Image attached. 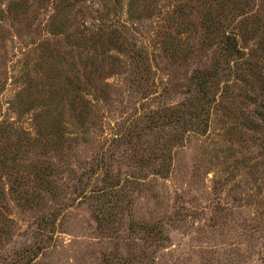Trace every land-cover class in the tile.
<instances>
[{"label": "rangeland", "instance_id": "1", "mask_svg": "<svg viewBox=\"0 0 264 264\" xmlns=\"http://www.w3.org/2000/svg\"><path fill=\"white\" fill-rule=\"evenodd\" d=\"M0 264H264V0H0Z\"/></svg>", "mask_w": 264, "mask_h": 264}, {"label": "trees", "instance_id": "2", "mask_svg": "<svg viewBox=\"0 0 264 264\" xmlns=\"http://www.w3.org/2000/svg\"><path fill=\"white\" fill-rule=\"evenodd\" d=\"M226 46L228 49H233L235 47L234 42L230 39V37H227Z\"/></svg>", "mask_w": 264, "mask_h": 264}]
</instances>
